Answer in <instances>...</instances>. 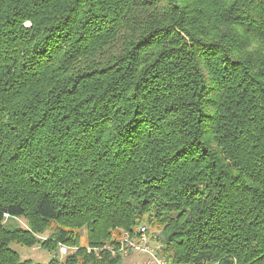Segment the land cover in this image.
I'll return each instance as SVG.
<instances>
[{"label": "trees", "instance_id": "1", "mask_svg": "<svg viewBox=\"0 0 264 264\" xmlns=\"http://www.w3.org/2000/svg\"><path fill=\"white\" fill-rule=\"evenodd\" d=\"M143 222L264 264V0H0V264Z\"/></svg>", "mask_w": 264, "mask_h": 264}, {"label": "rangeland", "instance_id": "2", "mask_svg": "<svg viewBox=\"0 0 264 264\" xmlns=\"http://www.w3.org/2000/svg\"><path fill=\"white\" fill-rule=\"evenodd\" d=\"M14 222L24 228L28 226L27 218L25 217H15ZM142 225L145 226V236L147 237V243H145V245L147 246L148 244V246L152 248L151 253L142 249H131L129 247L120 248V243L124 233V231H122L120 236L113 235L111 238L116 239L118 237L117 247H113L111 244L98 246L85 244V250H83L85 253H88L89 257H85L73 264H110L109 262L112 260L111 264H157V259L162 260L163 264H168L166 257L160 252V243L156 239L157 236H155V233L158 230L154 226L143 222L138 224L132 231L136 233L137 228ZM81 232L84 233L83 230ZM39 235L40 236L38 238L41 242L42 240H46V232L40 233ZM134 235L136 234H133V236ZM41 242L31 245L13 243L11 247L19 253L22 259H30L32 262H47L50 259H57L58 264L60 262H62V264H67V262L65 263V260L69 258L67 256L76 253L78 248V245L74 244L69 246L60 244L53 249L52 245H43ZM117 254L118 257L115 261L112 256H116Z\"/></svg>", "mask_w": 264, "mask_h": 264}, {"label": "built area", "instance_id": "3", "mask_svg": "<svg viewBox=\"0 0 264 264\" xmlns=\"http://www.w3.org/2000/svg\"><path fill=\"white\" fill-rule=\"evenodd\" d=\"M133 234H136L133 236ZM147 237L145 236V226H139L136 230V233L133 231H124L121 246L120 248L129 247L131 249H142L149 253L152 252V248H150L147 244ZM143 247V248H141ZM64 251V250H63ZM157 259V258H156ZM157 264H163L162 260H156ZM179 264H193V263H179Z\"/></svg>", "mask_w": 264, "mask_h": 264}]
</instances>
